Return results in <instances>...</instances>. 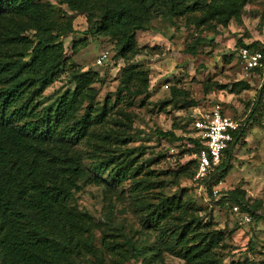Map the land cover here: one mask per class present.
<instances>
[{"label": "rangeland", "instance_id": "1", "mask_svg": "<svg viewBox=\"0 0 264 264\" xmlns=\"http://www.w3.org/2000/svg\"><path fill=\"white\" fill-rule=\"evenodd\" d=\"M38 1L47 5L57 21H68L72 27L59 38L67 61L43 90L40 102L45 104L73 89L66 72L72 62L76 69L96 74L87 85L94 90L92 106L97 112L102 106L107 111L98 121H93L97 119L93 112L85 135L68 146L83 167L68 203L90 221V231L80 237H91L95 255L102 258L98 261L83 250L79 264H183V259L164 249V240L170 235L159 238L156 227L143 223L146 203L155 205L163 195L181 199L185 219L196 215L222 232L223 240L212 249L217 264H264V72L244 70L234 45L238 38L243 43H264V0H246L239 21L230 18L224 27L213 20L196 26L189 20L195 19L197 12L189 18L172 17V23L155 15L149 29L135 32L138 49L126 59L116 56L115 41L108 35L92 28L82 32L87 28L85 12L71 10L59 0ZM22 21L17 18L13 23ZM7 28L0 25L4 32ZM20 33L31 37L32 31L22 29ZM80 41L83 45L71 54L72 43ZM102 53L106 58L96 64ZM128 66L146 74L145 92H129L135 88V75H129ZM127 76L131 77L129 83ZM238 80L247 82L249 88L230 92L229 85ZM213 82L227 87L204 93L203 84ZM124 83L129 91L123 89ZM81 102L77 117L86 100ZM214 103L243 124L244 136L232 146L225 175L212 181L214 201H210L203 182L194 178L196 152L191 139L196 132L191 119L193 107L207 110ZM159 130L170 131L172 136L158 135ZM110 155L130 159L138 173L131 176L119 171L113 177L110 168L120 162L118 159L105 169L93 168ZM228 190H235L252 205L254 215L228 198L217 203ZM244 215L249 222L243 221ZM249 239L251 246L247 245ZM129 244L142 255L134 258Z\"/></svg>", "mask_w": 264, "mask_h": 264}, {"label": "trees", "instance_id": "2", "mask_svg": "<svg viewBox=\"0 0 264 264\" xmlns=\"http://www.w3.org/2000/svg\"><path fill=\"white\" fill-rule=\"evenodd\" d=\"M59 1L71 10L85 12L87 28L82 32L88 33L92 28L96 33L108 35L115 41L116 56L126 59L138 49L135 32L149 29L148 23L155 15L172 23V17L189 18L191 13L197 12L198 16L189 20L196 26L213 20L224 27L230 18L239 21L246 0ZM17 18L24 21L14 24ZM1 20L0 25H8V28L5 32L0 29V264H79L85 252L102 261L100 255H95L92 238L80 237L84 231H90V221L85 213L68 203L76 189L77 178L83 172L79 157L68 146L82 138L92 122L91 114L96 111L92 106L94 90L87 85L96 74L82 72L74 63H68L66 72L68 82L74 83L73 89L42 104L43 90L56 79L67 61L59 38L72 31L70 22L57 21L47 5L38 0H0ZM22 29H30L31 37L20 35ZM78 45H83V41L72 43L71 54L76 52ZM234 45L236 53L240 47L264 49L257 41L245 44L239 38ZM188 49L193 53L192 47ZM127 68H130L128 73L132 72L129 75H135L137 83L134 80L135 88L129 91L127 83L131 77L127 76L123 89L132 94L145 92L144 71ZM229 86L230 92L249 88L242 80ZM226 87L213 82L203 84V91ZM82 98L86 103L77 117L76 110ZM106 115L102 106L95 112L97 119L93 121L102 120ZM156 133L172 136L170 131ZM243 136L244 126L240 123L222 151L218 166L200 180L208 190L210 201H214L210 193L212 181L225 175L232 146ZM191 142L197 153L201 143L196 137ZM113 159L120 160L110 168L113 177L119 171L131 176L138 173V167H133L130 159H119V155L102 158L92 166L95 170L105 169ZM224 198L254 215V207L235 190L225 191L217 203ZM146 204L143 223L156 227L159 238L170 235L164 240L165 250L183 259V264H217L219 259L212 249L224 237L221 231L211 228L213 223L201 222L191 214L185 219L186 208L179 197L163 195L155 205ZM251 243L249 239L247 245ZM129 245L134 258L142 255ZM152 249L156 251L157 247Z\"/></svg>", "mask_w": 264, "mask_h": 264}, {"label": "built area", "instance_id": "3", "mask_svg": "<svg viewBox=\"0 0 264 264\" xmlns=\"http://www.w3.org/2000/svg\"><path fill=\"white\" fill-rule=\"evenodd\" d=\"M236 56L244 69H261L264 72V49L240 47ZM105 58L104 53L100 54L95 60L96 64H100ZM192 110V127L196 132L195 137L202 145L196 153L194 178L201 180L218 166L222 151L232 140V134L239 127L240 121L225 114L219 103L212 104L207 110L198 105ZM243 221L248 222L249 217L244 215Z\"/></svg>", "mask_w": 264, "mask_h": 264}, {"label": "crops", "instance_id": "4", "mask_svg": "<svg viewBox=\"0 0 264 264\" xmlns=\"http://www.w3.org/2000/svg\"><path fill=\"white\" fill-rule=\"evenodd\" d=\"M245 44H248V43H245ZM260 44H261V46H264V45H263L264 43H263L262 41H261ZM236 59H237V58H236ZM241 67H242V66H241ZM242 68H243V67H242ZM243 69H244V68H243ZM244 70H248V69H244ZM248 71H252V70H248Z\"/></svg>", "mask_w": 264, "mask_h": 264}]
</instances>
